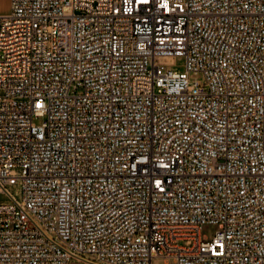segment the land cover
<instances>
[{"label": "built area", "instance_id": "2783aa9c", "mask_svg": "<svg viewBox=\"0 0 264 264\" xmlns=\"http://www.w3.org/2000/svg\"><path fill=\"white\" fill-rule=\"evenodd\" d=\"M154 258L264 264V0H10L0 264Z\"/></svg>", "mask_w": 264, "mask_h": 264}, {"label": "rangeland", "instance_id": "374dc122", "mask_svg": "<svg viewBox=\"0 0 264 264\" xmlns=\"http://www.w3.org/2000/svg\"><path fill=\"white\" fill-rule=\"evenodd\" d=\"M10 11V0H0V14H6ZM172 69L177 72H184V59H176L175 64L172 66ZM189 80L191 82L199 81L201 84L204 82V77L201 73H191ZM43 120H38L37 123H42ZM218 226L212 223L204 224L202 227L203 239L206 242H211L216 235ZM71 264H84L80 261H73ZM152 264H174L172 260L167 261L163 258H154L152 259Z\"/></svg>", "mask_w": 264, "mask_h": 264}]
</instances>
